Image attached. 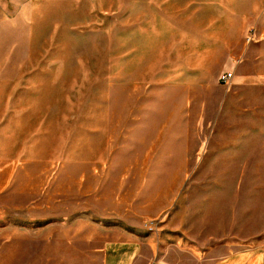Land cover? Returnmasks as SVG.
I'll return each instance as SVG.
<instances>
[{
    "label": "rangeland",
    "instance_id": "374dc122",
    "mask_svg": "<svg viewBox=\"0 0 264 264\" xmlns=\"http://www.w3.org/2000/svg\"><path fill=\"white\" fill-rule=\"evenodd\" d=\"M253 42L264 0H0V264H94L124 233L264 253V148L217 80Z\"/></svg>",
    "mask_w": 264,
    "mask_h": 264
},
{
    "label": "crops",
    "instance_id": "0c3cea01",
    "mask_svg": "<svg viewBox=\"0 0 264 264\" xmlns=\"http://www.w3.org/2000/svg\"><path fill=\"white\" fill-rule=\"evenodd\" d=\"M239 59L235 63L227 59L225 65L233 72L232 82L239 86L241 103L246 107L242 123L248 124L249 128H241L240 146L244 149H261L264 148V43L253 42L245 47L241 46ZM250 115L256 119H249ZM254 132L257 133L256 140L244 138ZM256 154L264 156V151L259 150ZM184 254L192 257V264H264V253L255 255L238 251L208 254L205 257L191 252ZM82 255L89 260L95 258L94 264H184L180 260L176 262L175 259L159 256L148 239L135 233H124L119 238L104 240L99 250Z\"/></svg>",
    "mask_w": 264,
    "mask_h": 264
},
{
    "label": "built area",
    "instance_id": "2783aa9c",
    "mask_svg": "<svg viewBox=\"0 0 264 264\" xmlns=\"http://www.w3.org/2000/svg\"><path fill=\"white\" fill-rule=\"evenodd\" d=\"M232 77H233L232 71H224L218 75V81L223 85H228L231 83Z\"/></svg>",
    "mask_w": 264,
    "mask_h": 264
}]
</instances>
